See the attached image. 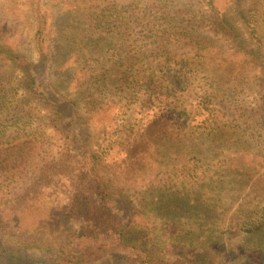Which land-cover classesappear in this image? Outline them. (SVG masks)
<instances>
[{
  "label": "trees",
  "instance_id": "1",
  "mask_svg": "<svg viewBox=\"0 0 264 264\" xmlns=\"http://www.w3.org/2000/svg\"><path fill=\"white\" fill-rule=\"evenodd\" d=\"M72 1L60 24L46 0L32 1L38 60L10 43L0 18V97L19 64L23 99L42 101L65 139L64 157L44 152L22 104L0 100L2 112L15 110L0 119V177H29L20 201L0 196V227L22 213L27 230L26 215L47 207L75 216L44 237L0 228L11 235L0 239V264L6 250L18 264H264V0ZM103 33L119 47L97 66ZM139 95L146 104L134 108ZM165 136L185 142L180 173L137 205L125 191L137 170L160 181ZM204 136L228 155L188 178L198 167L186 155Z\"/></svg>",
  "mask_w": 264,
  "mask_h": 264
},
{
  "label": "rangeland",
  "instance_id": "2",
  "mask_svg": "<svg viewBox=\"0 0 264 264\" xmlns=\"http://www.w3.org/2000/svg\"><path fill=\"white\" fill-rule=\"evenodd\" d=\"M33 0H0V18L4 19L6 24L7 22L11 23L6 28V36L9 38L10 43H12L16 48H18L21 52H24L26 56L32 58L33 60H38L39 55L38 51L35 48L34 45V37H33V32L35 31V22H36V14L33 11ZM47 1V6L51 8V10L56 13L57 18V24L61 23V18L63 21L64 14L66 10L68 9H73L75 2L72 0L69 1V6L65 8V1L66 0H46ZM88 1V0H86ZM102 1V0H101ZM4 6H9L8 8ZM230 17L238 22L239 26L241 28H244L242 26V23L239 20L240 14L238 13L236 7L234 6L230 12H229ZM12 21H14V24H12ZM56 31L54 32V34ZM106 37L103 38L104 42L106 43L105 45V50L106 53L103 55L101 60L97 63V66H104L110 58V56L115 54V48L117 47V39L116 37L115 40L113 41L114 45L111 46L112 42V37H110L107 33H103ZM57 40V38H56ZM119 47V46H118ZM58 48V47H57ZM13 62H17L16 60H13ZM145 67L147 68L146 63L144 62ZM136 70H134L133 73H135L136 78L138 80H144L147 79V73L149 72L148 70L141 72L139 75L137 65L134 66ZM13 69V70H12ZM12 69H9L11 71L12 77V88L11 90L6 93V95H1L0 100L3 102L8 103H14L12 105L15 107L18 104H22V106L18 107L20 108V113L22 115V107L23 113L25 117L23 120H29V130L31 132H35V136L39 138V141L42 145V149L44 152L47 151L48 154L53 155L56 158H62L65 156V139L60 130H57L54 126H52L49 122V116L47 113V107L45 106L44 103L40 100H32L30 99V102H28L25 97L23 99V96L25 93L28 91L25 89V85L23 83V70L22 66L19 64H14L12 65ZM137 72V73H136ZM137 74V75H136ZM142 78V79H139ZM71 89H76L69 85ZM115 88L119 90V86L116 85ZM245 102L246 104L254 105L256 103V99L252 97V95H247L245 94ZM143 95H139L140 100L137 102V104L134 106V108H139L141 107L144 103V100H141L143 98ZM114 97H112L113 99ZM39 99V98H38ZM254 100V102H253ZM126 102H121V104H125ZM4 103H0V106H2ZM16 104V105H15ZM113 106H111V109L113 110ZM149 108V106H145V109ZM15 110H11L10 113H5L0 110V119L1 118H8L9 120L12 117V112ZM124 127L122 125H116V129L118 130L119 128ZM123 134V133H122ZM163 143V151L165 152V157L163 159V163L166 162V165H163V172L158 174L156 172V177L161 178L160 181H157L152 185L150 181L147 179H141L138 177L140 175V171L137 170L135 171L133 175V180L134 182L132 185L129 187V190L125 191V193L131 198L135 204H144L146 200L150 198H154L157 195V190H163L165 191V187L167 184V179L170 178V176L176 177V174L180 173L179 172V166H180V159L183 157L184 152L182 150L181 144H185V142H180V140H176L175 138L171 136H165L163 137V140H161ZM198 147L199 149L197 150L196 153L194 154H189L186 155L187 158H192V167H198L194 169V174H190L188 178H199L198 175L202 173L201 171L204 170L206 172H209V170L213 169V164L218 163L220 161H224L226 156L228 155L225 151L221 153L215 154L212 150L209 149L210 144H213V141L210 140L207 137H202L200 138V141H198ZM255 147H258L259 142L256 141V144H252ZM173 147L175 149H173ZM178 148V149H177ZM231 151V150H230ZM233 156V155H232ZM231 156V157H232ZM184 159V160H185ZM112 172V171H111ZM168 177V178H167ZM167 178V179H165ZM28 180L29 177L22 178V181L16 182L15 179L13 178H4L0 177V196H6L7 199L10 200V202H18L20 201L21 198V193L23 190L28 186ZM22 182V183H21ZM21 185L24 187H21ZM236 200L238 201H245L246 203L248 202L246 198H233L232 201ZM259 197H253L252 201L253 202H260ZM232 203L235 204L234 202L228 201V204ZM237 204V203H236ZM28 219H31L33 222L32 226H30L27 230L22 229V213L21 215H10L6 217V220L3 222V225L1 224L0 228L4 227H16L17 225H20L21 227H16L18 228L16 234H20V237L22 239V235L26 236L31 235V234H36L37 236L44 237L47 235L51 234V230H56V227L61 230L63 228H66L69 224V222H73L75 220V216L71 213L68 212H57L51 207L43 208L40 212L36 211L32 214L26 215ZM256 217V216H255ZM257 217H260L259 219H264V211H262L260 214L257 215ZM67 225V226H65ZM32 228V230L37 231H30L29 229ZM260 233L262 236V239L264 241V235ZM12 234V233H9ZM11 235L2 233L0 231V239H5ZM15 236L12 235L11 238ZM10 240V238H7ZM22 241V240H21ZM18 241H16L17 243ZM1 254L2 251L0 250ZM4 257H2L3 262L7 264H18L22 261H15V263L12 262V253L9 250H6L3 252ZM1 258V257H0ZM2 262V263H3ZM22 264V263H21Z\"/></svg>",
  "mask_w": 264,
  "mask_h": 264
}]
</instances>
